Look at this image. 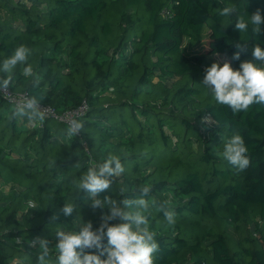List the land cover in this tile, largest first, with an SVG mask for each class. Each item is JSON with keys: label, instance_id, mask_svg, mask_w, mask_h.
Segmentation results:
<instances>
[{"label": "trees", "instance_id": "trees-1", "mask_svg": "<svg viewBox=\"0 0 264 264\" xmlns=\"http://www.w3.org/2000/svg\"><path fill=\"white\" fill-rule=\"evenodd\" d=\"M230 2L241 0H0V63L24 44L40 77L32 87L18 65L11 88L57 112L88 103L76 119L83 129L69 137L53 117L10 119L14 107L0 97V264H37L39 249L28 246L37 237L55 264L58 230L99 228L108 209H93L74 181L109 153L125 171L96 198L134 199L151 186L156 264H264V105L233 113L202 84L214 54L238 70L257 42L264 48V34L250 39L234 16L219 15ZM257 8L264 15V0H246L249 15ZM186 38L196 50L183 49ZM205 115L214 124L202 130ZM237 131L251 160L243 171L219 155ZM164 202L173 225L157 211ZM65 203L76 206L70 216Z\"/></svg>", "mask_w": 264, "mask_h": 264}, {"label": "clouds", "instance_id": "clouds-1", "mask_svg": "<svg viewBox=\"0 0 264 264\" xmlns=\"http://www.w3.org/2000/svg\"><path fill=\"white\" fill-rule=\"evenodd\" d=\"M219 15L234 16L235 28L242 34L251 33L250 39L264 34L262 10L257 8L249 15L246 11V0H241L238 4L230 2L220 9ZM236 47L243 50L241 44ZM31 55L32 49L20 44L0 63V95L7 97L9 94L18 65H26L22 68L21 75L31 78L32 87H39L40 77L28 63ZM252 57V60L242 62L238 70L233 69L229 62H224L222 66L219 62H214L205 69L202 84L211 91L217 103L229 106L233 113L246 111L253 104L264 105V48L259 42L253 46ZM239 58L240 52H236L233 59ZM43 99V96L20 98L10 114V119L26 118L30 122L43 120L45 114L40 106ZM200 123L202 130H206L214 121L210 115H205L201 117ZM83 127L82 121L73 119L67 135L75 137ZM219 155L238 171L245 170L251 163L245 140L238 131L225 141L223 151ZM124 171L121 158L109 153L103 162L93 163L86 173L74 181L79 191L90 194L93 209L107 208L110 214L102 213V222L95 230L91 222L81 221L78 231L58 230V243L55 246L58 254L55 264H156L155 254L159 252L160 245L156 233L150 230L149 226V215L154 202L150 204L146 199L152 191L151 186L138 187L139 195L134 199L117 201L108 196L103 199L96 198L99 193L111 188L113 178L121 176ZM123 192L122 188L121 193ZM75 210L74 203H65L61 211L65 216H70ZM157 211L163 213L167 224L175 223L176 213L168 209L167 202L159 205ZM117 219L121 223L109 224V221ZM105 237L108 241L107 247L102 244ZM16 242L21 243L19 239ZM28 246L39 249L37 264H49L50 248L47 239L37 237L31 240ZM86 249H95L99 254L86 252ZM105 254L107 258L101 259Z\"/></svg>", "mask_w": 264, "mask_h": 264}, {"label": "built area", "instance_id": "built-area-1", "mask_svg": "<svg viewBox=\"0 0 264 264\" xmlns=\"http://www.w3.org/2000/svg\"><path fill=\"white\" fill-rule=\"evenodd\" d=\"M163 13L167 14L168 11L165 10L163 11ZM24 96H29V95L25 91L18 92V91H14L12 88L9 89V94L7 95V97L0 95L1 98H3L8 104H10L13 107H15L18 100ZM40 106L41 109L44 111L45 117H50V118L53 117L69 127V124L73 119L76 120L77 118L83 116V114L88 108V103L85 100H83L82 103L79 104V106L75 108L67 109L62 112H57L54 107L48 104H44L42 102Z\"/></svg>", "mask_w": 264, "mask_h": 264}, {"label": "rangeland", "instance_id": "rangeland-1", "mask_svg": "<svg viewBox=\"0 0 264 264\" xmlns=\"http://www.w3.org/2000/svg\"><path fill=\"white\" fill-rule=\"evenodd\" d=\"M210 29L208 28L207 25H205L203 31H202V37L205 39L207 38L208 34H209ZM198 47L197 42L193 41L192 39L186 38L184 40L183 43V49L185 51H191V50H196ZM214 57L216 59V62H219L221 64V66L223 65L224 62H226V57L223 54L217 53L214 54ZM3 191L6 190V188L8 187L7 184H3V186H1Z\"/></svg>", "mask_w": 264, "mask_h": 264}]
</instances>
